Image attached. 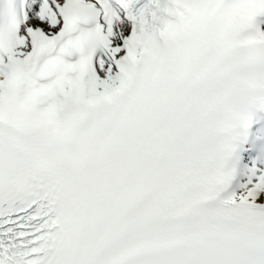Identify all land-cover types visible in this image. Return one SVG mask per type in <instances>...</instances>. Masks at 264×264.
Listing matches in <instances>:
<instances>
[{
	"label": "snow or ice",
	"instance_id": "snow-or-ice-1",
	"mask_svg": "<svg viewBox=\"0 0 264 264\" xmlns=\"http://www.w3.org/2000/svg\"><path fill=\"white\" fill-rule=\"evenodd\" d=\"M0 264H264V0H0Z\"/></svg>",
	"mask_w": 264,
	"mask_h": 264
}]
</instances>
